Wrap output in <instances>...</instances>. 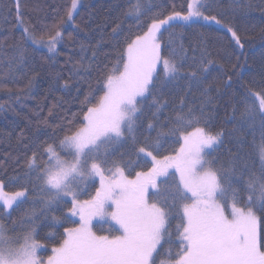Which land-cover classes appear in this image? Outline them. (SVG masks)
<instances>
[{"label":"snow or ice","instance_id":"1","mask_svg":"<svg viewBox=\"0 0 264 264\" xmlns=\"http://www.w3.org/2000/svg\"><path fill=\"white\" fill-rule=\"evenodd\" d=\"M78 4L79 0H71L68 20L73 19ZM147 11L139 0L135 4L129 0L125 16L135 22L138 34L127 41L117 66L106 75L99 100L85 98L86 110L79 127L68 129L59 139L44 141L38 152H32L25 160L27 180L23 190L5 193L0 182V264H264L257 232V212H264V85L259 90L248 88L241 97L243 123L253 132L257 128L260 132V144L253 140L259 169L239 164L238 156L228 166H217L207 159L209 153L205 151H215L214 146L222 143L224 136L223 131L213 133L209 128L210 111L215 106L209 89L201 93L199 107H185L181 98L173 115L165 118L167 123H161L158 115L167 101L162 102V94L158 97L155 93L160 90L157 85L163 86L168 77L176 81L183 71L175 59L176 50L164 54L162 49L164 31L177 26L170 22L197 18L219 25L221 21L205 14V5L196 0L195 7L188 4L186 14L173 10L167 17L152 18L141 29ZM24 31L27 41L38 43L37 33L28 27ZM228 31L243 47L236 32L231 27ZM61 35L58 27L55 35L49 34V51L55 49ZM180 52H184L182 46ZM23 62L21 50L8 62L9 69ZM197 68L199 74L189 66L188 79L202 85L208 70L204 57ZM146 94L151 95L155 106L147 128L157 135L151 144H137L136 114L144 103L137 98ZM42 123L48 126L47 120ZM126 135L136 145L135 152L152 161L149 170L136 172L135 178H130V171L125 174L128 165L123 162V154L119 161L109 159L111 148L121 144ZM165 136L176 137L174 142L182 143L174 155L161 159L160 139ZM137 158L141 159L139 155ZM169 168H175L171 176ZM95 177L100 179L95 197L81 201L77 194L80 184ZM28 185L40 202L39 210L34 206L18 221H12L24 231L10 235L3 223L4 212L14 210L18 199L26 197ZM69 197V215L54 214L69 203ZM108 204L114 205V210L106 207ZM74 216L79 217V226L67 227ZM97 217L112 222L111 235L92 231L91 221ZM173 218L177 220L174 232ZM38 221L64 228L59 245L51 249L46 262L37 255L45 247L38 238ZM48 238H54V233L49 232Z\"/></svg>","mask_w":264,"mask_h":264},{"label":"trees","instance_id":"2","mask_svg":"<svg viewBox=\"0 0 264 264\" xmlns=\"http://www.w3.org/2000/svg\"><path fill=\"white\" fill-rule=\"evenodd\" d=\"M130 2L135 4L137 0ZM201 2L205 5V14L216 16L221 24L196 21L175 24L176 27L164 31V54L175 49V59L183 71L176 81L168 77L163 86L157 85L160 90L155 94L158 97L162 94V102L167 101L158 114L160 122L167 123L165 118L173 115L181 98L185 100V107H199L201 93L208 88L215 100L209 128L213 133L223 131L224 136L222 143L214 146L215 151H206L209 153L207 159L217 166H228L233 157L238 156L239 164L247 163L253 170H258L260 161L253 140L259 145L261 136L258 128L253 132L243 123L241 97L248 88L259 90L264 85V0ZM139 3L148 10L142 17L140 27L143 29L152 18L167 17L173 10L187 13L189 0H139ZM128 6L129 0H79L73 19L68 20L66 12L71 7V0H0V57H3V63H0V182L6 193L23 190L27 180L25 160L33 151L38 152L44 141L59 139L68 129L79 127L82 112L86 110L85 98L95 102L103 95L106 75L117 66L127 41L138 34L135 22L125 16ZM117 25L120 27L114 32ZM223 25L236 32L243 47L236 44L228 27ZM25 27L37 33V44L25 39ZM57 27L62 33L58 38L60 42L49 51L45 46L49 34L55 35ZM21 50L23 64L10 70L8 62ZM202 57L208 69L203 74L204 83H190L189 66L196 68L199 74L197 65ZM208 60L212 63L208 64ZM160 76L165 79L162 71ZM66 83L68 87H65ZM151 99V95L146 94L142 110L136 115L137 144L146 141L151 144L156 139V131L147 128L155 112ZM43 120L48 121V126L42 123ZM175 140L176 137H161L158 158L178 151L182 141L176 143ZM135 147L131 137L126 135L109 154L110 160L117 161L123 154V162L128 165L125 174L130 171L131 177H135L136 172L148 171L152 164L151 157L137 154ZM28 189L25 199L11 210L10 218L9 213L4 212L3 223L9 228L10 235L24 231L12 221H18L34 206L39 210L36 194L30 185ZM96 191L95 182L85 193L78 195L79 199H92ZM70 207L69 200L54 214L69 215ZM257 215L258 241L264 251V212L258 211ZM71 219L73 222L66 226L77 227L79 219L76 216ZM97 219L91 221L92 231L96 235H111L109 224L112 222L100 224L96 223ZM38 223V238L45 245L41 255L48 257L51 249L59 245L64 228L49 227L47 222ZM176 223L173 218V232ZM13 228L14 232L11 231ZM49 232L54 233V238H48Z\"/></svg>","mask_w":264,"mask_h":264},{"label":"rangeland","instance_id":"3","mask_svg":"<svg viewBox=\"0 0 264 264\" xmlns=\"http://www.w3.org/2000/svg\"><path fill=\"white\" fill-rule=\"evenodd\" d=\"M200 2H201V0H200ZM189 3H193V5H194V7H195V5H196V0H189ZM186 14V13H185ZM196 21H201V22H206V23H213V21L212 22H207V21H204L203 19H197V18H193L191 21H189V22H185V21H174V22H170V23H173V24H182V25H186V24H189V23H192V22H196ZM168 26L167 25H165L164 26V28H167ZM163 30V29H162ZM45 48H47L48 49V47L47 46H45ZM158 70H159V66H158ZM146 97V96H145ZM144 97V98H145ZM144 98H140V97H138L137 99L138 100H143ZM137 115V114H136ZM112 149V148H111ZM208 149H206L205 151H207ZM168 172H169V176H171L174 172H175V169L174 168H169V170H168ZM130 178H135V177H130ZM159 179H161V180H164L165 179V177H161V178H159ZM176 179H178V174H176ZM96 182V184H97V189H99L100 188V179H99V177H95V178H93V179H86L82 184H80V186H79V191H78V195L79 194H81V193H85L86 191H87V189H88V187L90 186V185H92L93 183H95ZM171 182V181H170ZM3 192H5L4 190H3ZM6 193V192H5ZM25 199V197H21V198H19L18 199V201H17V204L18 203H20L21 201H23ZM68 200H70L71 201V198L69 197V198H67ZM17 204H14L13 205V208L17 205ZM0 205L3 207V205H2V202H0ZM106 207H109V208H112L113 210H114V205H111V204H108V205H106ZM11 212V210H5V213H10ZM78 219H79V217L78 216H76ZM257 217H258V220H257V232H258V227H259V216L257 215ZM108 221V220H107ZM80 222V221H79ZM104 222H106L105 220H102V219H100L99 217H98V219H97V221H96V223H100V224H102V223H104ZM79 226V225H78ZM77 226V227H78ZM43 249L44 248H42V249H39L38 251H37V255L38 256H40L45 262L47 261V256H42L41 255V252L43 251ZM52 254V253H51ZM50 254V255H51Z\"/></svg>","mask_w":264,"mask_h":264}]
</instances>
